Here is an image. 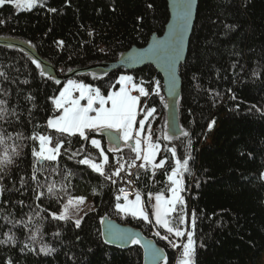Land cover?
Masks as SVG:
<instances>
[{
  "label": "trees",
  "instance_id": "1",
  "mask_svg": "<svg viewBox=\"0 0 264 264\" xmlns=\"http://www.w3.org/2000/svg\"><path fill=\"white\" fill-rule=\"evenodd\" d=\"M42 1L30 10H19L11 3L0 7V37L26 41L60 75L115 61L130 48L145 46L153 34L164 32L170 18L168 0ZM53 8L55 12L49 11ZM33 60L22 50L0 45V72L4 73L0 76V90L9 93L4 96L0 92V99L8 100L9 108L19 114V120L13 117L10 124L0 125V130L6 128L8 133L23 137L16 139L21 155L9 169L10 179L4 181L7 203L0 206V240L6 239L5 233L14 234L16 243L0 244V264H7L9 258L13 264H144L139 244L121 249L105 242L101 222L106 216L154 238L167 251V264H176L179 248L169 243L177 239L174 234L153 220L119 211L116 204L123 200H117L122 196L119 183L107 181L88 165L79 163L85 156L100 163L99 149L90 140L60 137L47 127V120L60 114L50 98L60 93L66 81L57 84L47 74L41 76ZM123 73L131 74L138 84L143 81L149 91V96H142L141 104L145 110L155 111L146 128L153 141L160 144L157 161H168L154 175L151 169L139 168L132 175L136 193L143 196L147 208L151 202L149 193L169 194L167 174L174 159L167 150L175 147L181 159L190 155L184 194L188 210L192 216L195 214L194 264H262L264 0H199L188 55L180 67L179 121L189 136L179 135L171 141L164 138V133L169 135L167 104L162 77L154 67L132 72L117 70L106 76L87 73L74 78L108 93L119 86ZM156 81L160 84L159 95L154 91ZM29 95L34 99H26ZM33 134L65 140L58 161H46L37 174L41 184L55 183L57 195L49 198L43 188L46 194L39 201L35 199L36 183L31 180L33 167H41L31 151L33 147L38 150V141L28 138ZM95 137L109 156L107 167L120 160L127 162L126 169L135 158L131 149L111 152L103 136ZM78 150L79 154L72 158ZM20 178L25 181L23 187ZM60 185H64V191H60ZM72 196L91 200L95 208L84 215L79 228L72 219L56 221L50 216ZM37 205L47 211H38ZM29 216L32 223L28 227L9 222H27ZM165 235L168 240L162 239ZM25 244L35 251H21ZM41 248L54 251L45 253Z\"/></svg>",
  "mask_w": 264,
  "mask_h": 264
},
{
  "label": "snow or ice",
  "instance_id": "2",
  "mask_svg": "<svg viewBox=\"0 0 264 264\" xmlns=\"http://www.w3.org/2000/svg\"><path fill=\"white\" fill-rule=\"evenodd\" d=\"M6 3H12L16 8L30 9L36 7L38 0H0V7H3ZM42 6V5H41ZM151 7V5H149ZM178 8V23L175 27L174 35L169 41H157L153 45L150 52L152 54L162 55L171 66L174 74L175 64L179 61L181 53L183 51V43L185 35L191 25L192 21V2L191 0H180L177 5ZM51 12H55L56 9H49ZM59 43H63L62 41ZM36 67L40 69L41 76L46 74L45 69L41 67V64L37 60H33ZM49 79H53L51 74H47ZM0 76H4V73L0 72ZM7 79V77H5ZM28 81H24L27 83ZM55 83L60 84L59 80ZM119 84L121 87L118 91H112L108 95L101 93L99 87H93L89 84L78 83L74 80H68L67 86L60 91L58 97H52L55 109L60 113L59 115L53 116L47 120V127L53 129L60 137H78L83 141H89L93 147L99 149V156L102 158L100 163L95 162L92 158L85 156L79 163L88 165L94 172L105 176L106 179L111 180L115 183L114 177H119L122 171H125V164L117 160L116 170L110 175H106L105 169L109 164V156L105 152L101 145V140L95 138V134L110 133V141L114 143V147L110 149L111 152L120 151L119 141L123 140L126 145L129 141L134 140V144L128 145L131 150L136 154L128 167H139L148 171L151 169L154 175L156 170L163 169L165 164L168 162L167 158L161 159L158 163L156 157L158 155V149L160 144L154 142L152 139L151 131L145 139H142L144 132V120H140L139 128H136L138 108L140 106L141 96L147 97L150 95L149 91L143 86V81L139 84L134 81L132 76H120ZM155 94L159 95L160 84L159 81L155 82ZM4 96L9 95L7 91L0 90ZM78 92V96H74L73 93ZM133 92H138L139 95H133ZM26 99L33 100L34 97L31 95L27 96ZM87 101L86 104H82L81 101ZM98 105V106H97ZM110 105V106H109ZM34 106V105H33ZM155 109H151L147 115H151ZM19 120V114L15 108H9L8 100L0 99V125L10 124L12 118ZM146 119V117H145ZM214 124V121L212 122ZM211 127V125H210ZM135 131V135H133ZM179 135L184 137L189 136V133L185 130H180ZM17 138H23L22 134L16 133L15 135L7 132L4 128L0 130V145L3 146L0 150V206L7 203L5 193L8 191L6 184L4 183L6 178L10 179L9 169L15 165L16 159L21 155L20 146L16 144ZM33 142L38 141V150L36 147L31 149L33 157H35V163L41 167H33L31 180L36 183L35 199L39 201L41 197L45 196V191L41 190L46 188L47 195L49 198L57 195V189L55 183L41 184L37 174L42 171L44 163L56 162L61 154V149L64 146V139H56L52 135L33 134L28 137ZM164 138L171 141L175 137L164 133ZM55 145H53V141ZM191 141H189L190 145ZM170 152L171 157L174 159V166L171 167L170 173L167 174L169 181V191L171 196H167L165 193H157L154 197V215L155 222L158 225H162L168 233L174 234L177 238H183L187 235V240L182 243V253L180 264H194L195 248L196 244L193 239L195 229V214L192 217V231H188L187 228H181L180 225L186 224V217L183 214L185 207V201L181 193L184 191L183 176L189 171V161L191 156L187 155L184 158H180L177 155L175 147H171L167 150ZM79 154L77 152L72 153V158ZM139 160L141 163L136 164ZM55 171V169H52ZM71 174L69 173V176ZM131 181H129L130 183ZM24 179L20 178L21 187L24 186ZM60 191H64V185H60ZM120 193L123 194L124 189L121 188ZM98 194V193H97ZM123 199L127 203L116 204V208L130 214L133 217L139 216L145 221H149V214L145 210L144 203L142 201L139 192L136 193L135 199L130 200L127 195L117 196V200ZM148 198L151 200L152 194H148ZM59 199V197H57ZM85 201L84 197H69L67 202L64 203L62 211L59 213L52 212L50 214L52 220L56 221H69L73 219L71 210L74 207H78ZM23 204V202H20ZM179 206V207H178ZM37 209L40 212H46V209H40L37 205ZM47 219L48 217H44ZM7 219V217H5ZM83 217L76 218L74 220L75 227L79 228ZM16 224L28 227V224L32 223V217L29 216L27 222L21 221H9ZM54 236H58L59 233H54ZM159 235V233H157ZM6 239L0 240V244H12L15 245L16 239L14 234L5 233ZM33 240L36 238L35 235L31 237ZM162 239L168 240V236L165 235ZM121 244L131 242L133 244H140V240L135 237H128L124 233H113L111 237H106V243H117ZM169 243L173 248H180L181 244H177L171 240ZM29 249V245L25 244L21 251ZM35 251L34 248L29 249ZM41 252L54 251L53 249L41 248ZM157 250H153V255H156ZM7 264H13L11 258L7 260ZM165 264L167 260L165 258Z\"/></svg>",
  "mask_w": 264,
  "mask_h": 264
},
{
  "label": "water",
  "instance_id": "3",
  "mask_svg": "<svg viewBox=\"0 0 264 264\" xmlns=\"http://www.w3.org/2000/svg\"><path fill=\"white\" fill-rule=\"evenodd\" d=\"M179 2L180 0H168L170 18L165 27V30L161 35L153 34L145 46H134L129 50L125 51L115 61H106L89 65L86 67L76 68L63 75H60L51 63L41 58L37 53L36 49L26 41L16 38L0 37V45L14 47L27 53L34 60L40 62L41 67L45 69L46 74H51L54 79L59 80L61 82H65L78 75L87 73L95 74L97 76H106L117 70H125L127 72H132L134 70H138L146 66L154 67L162 77L163 92L167 104L168 133L173 137H177L179 136L180 130H182L180 127L178 112V102L181 96L182 89L180 67L186 61L188 55L189 43L197 17L199 0H191L192 21L185 35L183 51L181 53L180 59L175 64L174 74L171 69L170 63L162 55L152 54L150 52V49H152L153 45L156 44L157 41H169L170 38L174 35L175 27L178 23L177 5ZM100 135L105 138L106 142L109 145L115 146L114 143L110 141V133H103ZM122 145L123 142L122 140H120L119 148H121ZM101 227L104 240H106V237H111L113 233H124L128 237L138 238L140 240L139 245L142 247L144 253V264H163L165 262V258L166 260L168 258L167 251L163 247L158 245L154 238L147 237L138 228L122 224L114 219L109 218L108 216L102 219ZM107 244L121 249H128L133 245V243H131L130 241L124 244H121L119 241L114 244ZM153 250H157L155 256L153 255Z\"/></svg>",
  "mask_w": 264,
  "mask_h": 264
},
{
  "label": "rangeland",
  "instance_id": "4",
  "mask_svg": "<svg viewBox=\"0 0 264 264\" xmlns=\"http://www.w3.org/2000/svg\"><path fill=\"white\" fill-rule=\"evenodd\" d=\"M43 3V1L42 0H38V4L37 5H39V4H42ZM12 4V3H11ZM12 5H14V4H12ZM15 6V5H14ZM34 8V7H33ZM18 9V8H17ZM30 9H32V8H30ZM30 9H26V8H20L19 10H30ZM120 76H132L131 74H129V73H123V74H121ZM120 78V77H119ZM69 80H74V81H76V82H78V83H84V84H87V83H85V82H83V81H80V80H77V79H75V78H72V79H69ZM68 81V80H67ZM67 81L65 82V84H64V86H63V88L64 87H66L67 86ZM118 83H119V80H118ZM89 85H91V86H93V87H98L97 85L95 86V85H92V84H89ZM121 87V85L119 84V86L117 87V88H111L110 89V91L108 92V93H104L102 90H101V93L102 94H104V95H108V94H110L112 91H118L119 90V88ZM63 88H62V90H63ZM61 90V91H62ZM133 95H139V93L138 92H133L132 93ZM73 95L74 96H78L79 95V93L78 92H74L73 93ZM59 96V94L56 96V97H58ZM141 99H142V96H141ZM141 99H140V106H139V108H138V117H137V123H136V128L138 129L139 128V122H140V120H144L145 121V123H144V132H143V134H142V139H145L146 137H147V135H148V132H149V129L148 128H146V124H147V122H148V120H149V117H150V115H147V113L150 111V109L149 110H145L144 109V107L142 106V104H141ZM81 103L82 104H86L87 103V101L85 100V101H81ZM98 106V105H97ZM110 106V105H109ZM262 110H263V112H264V103H263V107H262ZM145 117H146V119H145ZM211 125V128H212V126H213V123H211L210 124ZM136 133H135V131H134V133H133V135H135ZM96 138V137H95ZM96 139H99V138H96ZM100 140V139H99ZM122 142H124L123 140H122ZM132 144H134V140H132V141H129L128 142V145H132ZM128 145H126L125 143H123V145H122V147L120 148V150H126V151H129L131 148L128 146ZM110 147L112 148V147H114V146H111L110 145ZM158 152H159V149H158ZM115 153H117V152H115ZM134 153V152H133ZM135 154V153H134ZM136 155V154H135ZM156 161H157V157H156ZM157 163H158V161H157ZM107 167V166H106ZM186 174V173H185ZM185 174H184V176H183V183H184V191H185V189H186V178H185ZM262 179L264 180V170H263V172H262ZM184 191L181 193V195L183 196V198H184V201H185V207H184V209H183V214L185 215V217H186V224H184V225H180V227L181 228H187V230L188 231H192V213L190 212V210H188V207H187V202H186V198H185V194H184ZM158 193H161V192H158ZM164 193V192H163ZM157 193H153L152 194V199H151V202H150V207L149 208H147V206L145 205V202H144V198H143V196L141 195V198H142V201H143V203H144V207H145V210L148 212V214H149V220L150 221H154L155 222V215H154V203H155V199H154V197H155V195H156ZM166 194V193H165ZM136 195V194H135ZM167 196H171V192L169 191V194H166ZM72 197H81V196H72ZM85 198V197H84ZM130 200H134L135 199V196H134V198H129ZM66 202H67V200H66ZM65 202V203H66ZM118 203H120V204H125V203H127L126 201H124V200H122V201H120V202H118ZM63 205H64V203H63ZM179 207V206H178ZM62 209H63V206H62ZM62 209L60 210V211H62ZM95 208H94V204H93V202L91 201V200H89V199H87V198H85V201H84V203L83 204H81V205H79L78 207H74L72 210H71V215H72V217H73V219L72 220H75L76 218H81V217H84V215L85 214H87L88 212H91V211H93ZM59 211V212H60ZM59 212H57V213H59ZM138 218H140L139 216H137ZM160 226H162V225H160ZM177 238V237H176ZM186 240H187V235H185V237H183V238H177L176 240H175V243H177V244H181V247L177 250V263L176 264H180V260H181V253H182V243H185L186 242ZM262 264H264V255H263V258H262Z\"/></svg>",
  "mask_w": 264,
  "mask_h": 264
},
{
  "label": "built area",
  "instance_id": "5",
  "mask_svg": "<svg viewBox=\"0 0 264 264\" xmlns=\"http://www.w3.org/2000/svg\"><path fill=\"white\" fill-rule=\"evenodd\" d=\"M121 162V161H120ZM141 161L137 160L136 164L139 165ZM117 166V160L113 162L108 168L105 169L106 175H110L112 172L116 170ZM139 169V167H127L125 171L121 172V175L119 177H114L115 181L119 183V189L123 188L124 192L122 195H127L128 197H134L135 196V188L133 185L132 175ZM105 180L111 181L106 179L105 176H103ZM129 181H131L129 183Z\"/></svg>",
  "mask_w": 264,
  "mask_h": 264
}]
</instances>
